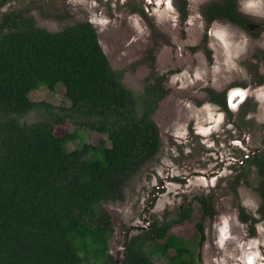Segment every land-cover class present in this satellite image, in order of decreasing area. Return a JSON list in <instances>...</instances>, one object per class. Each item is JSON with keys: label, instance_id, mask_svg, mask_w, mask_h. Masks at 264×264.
I'll return each mask as SVG.
<instances>
[{"label": "trees", "instance_id": "obj_1", "mask_svg": "<svg viewBox=\"0 0 264 264\" xmlns=\"http://www.w3.org/2000/svg\"><path fill=\"white\" fill-rule=\"evenodd\" d=\"M41 86L48 92L62 88L69 108L56 114L32 102L30 94ZM154 95L150 84L138 100L124 88L122 73L112 71L86 22L48 32L21 14L0 21V264H155L168 251L180 259L166 264H199V254L168 235L191 219L189 208L168 221L154 219L132 236L125 233L121 256L109 253L113 230L103 206L122 202L126 185L159 151ZM36 110L45 116L31 124L18 121ZM66 120L98 133V142L85 143L75 132L55 137L54 127ZM259 164L264 167L263 160ZM258 178L257 214L264 220V170ZM195 200L202 234L211 208L201 197ZM248 220L241 210L239 221ZM150 241L161 243L146 250Z\"/></svg>", "mask_w": 264, "mask_h": 264}, {"label": "rangeland", "instance_id": "obj_2", "mask_svg": "<svg viewBox=\"0 0 264 264\" xmlns=\"http://www.w3.org/2000/svg\"><path fill=\"white\" fill-rule=\"evenodd\" d=\"M20 1L1 10L24 7L28 12L32 11L36 25L49 32H58L83 21L93 24L112 71L122 73V85L135 98L141 96L144 86L156 76L166 75L168 95L152 117L159 130V151L153 161L126 185L122 202L103 206L113 230L109 253L114 258L121 256L125 233L132 236L145 230L143 228L154 219L168 221L174 219L178 210L189 208L192 210L191 219L174 225L168 235L176 244L187 243L195 254H199V264H264V220L256 212L260 197L255 191L254 174L249 176L251 186L242 182L232 191L229 186L232 176L227 175L230 169L228 160H237L241 152L226 144L215 150L203 149L202 143L208 140L200 141V137H196V134L204 135L212 129L206 124L213 121V109L205 107L201 97L204 83L218 88H226L231 83H247L248 69L240 62L257 50L258 45L248 40L245 30L226 23L213 25L207 38L211 48L208 50L206 29L198 15L200 5L206 0H188L189 16L185 22H179L168 0H151L148 10L156 17V26L151 25L154 30L149 26L150 19L126 16L118 7L116 14L111 15L101 0H96V4L88 0H40L42 7L39 11L26 5L19 6ZM247 1V8L260 21L255 23L262 26L258 41L264 48V0ZM118 3L116 1L115 5ZM142 5L140 2L141 9ZM111 16L116 17L111 19ZM255 88H250L246 103L249 106L257 104L259 118L264 119V86L258 88L256 94ZM254 94H258V103ZM30 100L49 106L56 114H62L58 108L68 109L70 106L62 88L48 92L41 86L30 94ZM44 116L42 110H36L18 121L31 124ZM220 120L221 116H218L216 121ZM67 132H75L91 145L100 138L98 133L77 128L68 120L53 130L57 138ZM237 136L241 140L248 139L250 146L258 147V127L251 130L243 127ZM74 148L75 144L68 145L69 150ZM210 190L220 194L214 203V216L209 221H202L201 234L197 230L200 214L195 199ZM238 208H242L252 221L241 223ZM199 239H202L201 245L197 246ZM160 243L150 241L144 247L154 250ZM179 259L174 251H168L155 264Z\"/></svg>", "mask_w": 264, "mask_h": 264}, {"label": "flooded vegetation", "instance_id": "obj_3", "mask_svg": "<svg viewBox=\"0 0 264 264\" xmlns=\"http://www.w3.org/2000/svg\"><path fill=\"white\" fill-rule=\"evenodd\" d=\"M88 1L96 4V0ZM101 1L105 5V9L111 15L116 14V8L118 7L119 10L123 11L126 16H137L142 20L150 19L151 23L149 26L152 29L153 27L151 25H153L154 27L156 26V17L151 15L148 10L151 0ZM116 1H118L120 4L118 3L117 5H115ZM13 2H17V0H0V11H2V13L0 14V21L4 17L21 14L24 17L31 18L35 23V20L32 17V11L28 12V10H25L24 7H20V10L14 8H12L13 10L10 11L1 10L2 8L9 6V4ZM140 2L143 4V9H141L139 6ZM21 5H26L30 9L37 11H39L42 7V5L40 4V0H29L28 2L26 0H22L19 3V6ZM168 5H172L175 9L179 22L187 21L189 16L188 0H168ZM247 5V0H206L200 5L198 10V15L200 16L201 21L203 22L206 29V42H204L208 44V50H211L208 42L209 39H207L209 37V29H211L213 25L222 23H226L237 28H242L247 33V36L249 38L248 40L258 45L257 50H253L252 53L247 55V58L245 57V60L243 62H240V65L245 68L247 67L248 69V80L246 84L240 82L231 83L226 88H218V86L214 84L210 85L205 82L202 87L203 92L201 94V97H203L204 100L203 105L205 107L209 106L211 107V109H213V111L211 112L213 121L206 124L208 127L212 128L209 133H206L204 135L196 134V137H200V141L208 140V142L205 141V143H202L203 149L205 148L215 150L218 147L226 144L227 147H231L232 149L239 150L241 152L240 157L237 160H228L230 169L228 170L229 174L227 175L232 176L231 181H229V186L232 191L238 188L239 184H241L242 182L247 186H251V179L249 178V176H252L253 173L256 180H258V177H260V173L264 170V167H261V165L259 164L260 161H264V119L263 117L259 118L260 113L258 112L259 110L257 104L249 106V104L246 103L247 99L249 98L250 88L257 87V89L255 88L257 91L254 90L256 94V92L259 91L258 88L264 86V48H261V41H258V39L260 38L259 33L262 32V26L255 23L260 21H258V18L251 11H249ZM116 16H111V19L115 18ZM229 16H232L233 20H231ZM234 20H238L240 24L235 23ZM83 22L90 24L95 29L93 24H91L90 22ZM35 26L38 27L36 23ZM165 82H167L166 75H162L156 76L151 81V83H149L150 85L154 86V96L155 98H157L154 113L156 112L160 102H162V100L168 95V90L165 87ZM160 87L162 88V91L160 90ZM143 91L144 88L142 90V94ZM255 94L254 100L257 102L258 94ZM139 98H136V100H138ZM219 101H224L225 109H223ZM236 108L237 110H235ZM153 114L151 116V119L153 117ZM218 116H221V120L217 122L216 120ZM224 125L225 127L223 128ZM243 127H246L247 130H251L254 127L259 128L260 138L258 147L250 146V141L247 142L248 139H238L239 136H237V132L240 131ZM226 139L227 141H225ZM219 184L220 183L216 184V186L214 187H217ZM214 187L211 188L213 189ZM219 190L221 189L219 188ZM219 194L220 193H216V191L211 192L210 190L208 191V193L201 196V198L204 199L205 204L211 208L212 217L215 213L214 203L217 200ZM241 210L244 212L242 208H238V213ZM248 218V222H251L252 219L250 217ZM211 219L208 218V216H205L203 221L205 222ZM147 228L148 226L143 229L147 230Z\"/></svg>", "mask_w": 264, "mask_h": 264}, {"label": "bare ground", "instance_id": "obj_4", "mask_svg": "<svg viewBox=\"0 0 264 264\" xmlns=\"http://www.w3.org/2000/svg\"><path fill=\"white\" fill-rule=\"evenodd\" d=\"M235 95H238V94H235ZM235 95H234V96H235ZM232 97H233V96H232Z\"/></svg>", "mask_w": 264, "mask_h": 264}]
</instances>
